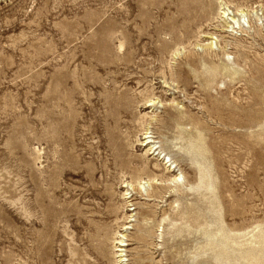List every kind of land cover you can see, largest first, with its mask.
<instances>
[{"label":"rangeland","instance_id":"rangeland-1","mask_svg":"<svg viewBox=\"0 0 264 264\" xmlns=\"http://www.w3.org/2000/svg\"><path fill=\"white\" fill-rule=\"evenodd\" d=\"M123 263L264 264V0H0V264Z\"/></svg>","mask_w":264,"mask_h":264},{"label":"bare ground","instance_id":"bare-ground-1","mask_svg":"<svg viewBox=\"0 0 264 264\" xmlns=\"http://www.w3.org/2000/svg\"><path fill=\"white\" fill-rule=\"evenodd\" d=\"M227 13H228V12H227ZM225 14H226V13H225ZM225 14H224V15H225ZM227 16H229V14H227ZM235 19H236V18H235ZM235 19H234V17H231L230 22H235L236 24H239L238 20H235ZM105 29H106V28H105ZM57 79H58V78H57ZM145 138H148V139H149V136H148V137L146 136ZM147 141H148V140H147ZM151 142H152V141H148L146 144H149V145H150ZM151 145H152V144H151ZM150 149H151V148H150ZM152 149H153V148H152ZM156 150H157V148H156ZM149 152H151V151H149ZM155 153H156V152H155ZM160 157H161V156H160ZM172 165H173V164H172ZM179 176H180V175H179ZM176 183H177V182H176ZM142 184H143V183H142ZM145 184H146V183H145ZM145 184H144V185H140V187L143 186V188H145V187H144ZM129 185H130V184H129ZM131 186H133V184H131ZM129 188H130V187H129ZM145 189H146V188H145ZM137 190H138V189H137ZM147 190H148V189H147ZM147 190H144V191H147ZM140 191H141V190H140ZM127 193H128V192H126V194H127ZM124 195H125V194H124ZM127 195H128V194H127ZM152 196H153V195H152ZM125 197H126V196H125ZM123 199H124V197H123ZM124 201H125V200H124ZM126 202H127V201H126ZM124 203H125V202H124ZM127 203H128V202H127ZM124 216H125V214H124ZM126 216H127V215H126ZM127 217H128V216H127ZM103 221H104V220H103ZM123 237H124V236H121V238H123ZM124 241H125V240H120V243H119L120 245H119V246H121V247L125 246L124 243H123ZM123 249H124V248H119L117 251H118V252H119V251H123ZM120 259H122V257H121ZM124 260H125V259H124ZM123 264H124V263H123Z\"/></svg>","mask_w":264,"mask_h":264}]
</instances>
